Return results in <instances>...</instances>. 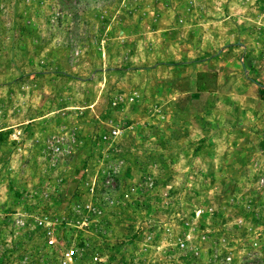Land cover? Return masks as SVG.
Segmentation results:
<instances>
[{"label":"rangeland","instance_id":"1","mask_svg":"<svg viewBox=\"0 0 264 264\" xmlns=\"http://www.w3.org/2000/svg\"><path fill=\"white\" fill-rule=\"evenodd\" d=\"M263 51L264 0H0V264H264Z\"/></svg>","mask_w":264,"mask_h":264},{"label":"built area","instance_id":"2","mask_svg":"<svg viewBox=\"0 0 264 264\" xmlns=\"http://www.w3.org/2000/svg\"><path fill=\"white\" fill-rule=\"evenodd\" d=\"M262 56H263V58H264V51H263V53H262ZM113 132H115V131H113ZM50 242H52V241H50ZM72 254H73V250H72V249H69V250H67V251L65 252L66 257H71Z\"/></svg>","mask_w":264,"mask_h":264}]
</instances>
